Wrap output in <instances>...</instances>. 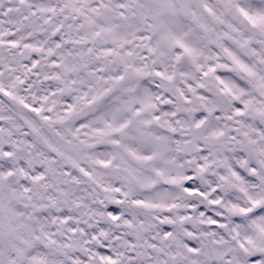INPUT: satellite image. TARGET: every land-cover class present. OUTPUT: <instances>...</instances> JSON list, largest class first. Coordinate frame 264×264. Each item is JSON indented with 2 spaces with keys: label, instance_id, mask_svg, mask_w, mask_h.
I'll use <instances>...</instances> for the list:
<instances>
[{
  "label": "snow or ice",
  "instance_id": "6c2138e0",
  "mask_svg": "<svg viewBox=\"0 0 264 264\" xmlns=\"http://www.w3.org/2000/svg\"><path fill=\"white\" fill-rule=\"evenodd\" d=\"M0 264H264V0H0Z\"/></svg>",
  "mask_w": 264,
  "mask_h": 264
}]
</instances>
